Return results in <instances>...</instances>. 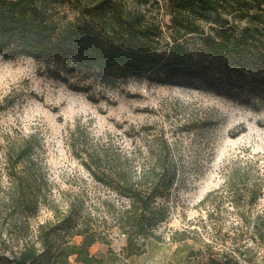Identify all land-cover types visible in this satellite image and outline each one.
Here are the masks:
<instances>
[{
	"label": "trees",
	"instance_id": "16d2710c",
	"mask_svg": "<svg viewBox=\"0 0 264 264\" xmlns=\"http://www.w3.org/2000/svg\"><path fill=\"white\" fill-rule=\"evenodd\" d=\"M123 2L0 0V52L33 56L48 75L82 91L92 86L91 79L67 76L85 65L115 77L159 67L217 70L228 76L250 44H256L264 58V0H167L169 42L162 51L149 44L163 37L160 23L148 21L143 12L127 9ZM57 5L67 6L73 14L62 25L53 16ZM244 19L249 23L231 33L233 22ZM189 32L200 37L203 53H193L186 38L182 40ZM88 96L96 99L94 92ZM145 128L149 138L142 144L125 143L111 134L97 135L88 122L77 120L69 130L68 144L102 192L95 191L92 197L79 187L66 192L62 206L52 197L41 135L22 130L0 134V171L7 175L5 181L0 178V264H71L70 255L92 264L99 259L89 254L88 247L97 240L108 242L106 232L112 228L126 235L127 255L143 250L147 238L159 239L154 228L167 218V201L182 165L173 135L163 129L152 131V124ZM125 133L131 134L130 129ZM242 164L232 163L225 184L247 182L248 189L240 196L253 204L264 197V177H249L255 161ZM41 205L52 211L53 218L34 225L31 218ZM94 219H102V227ZM247 223L264 243V213ZM75 235L82 237L80 243L71 241ZM224 258L211 260L243 264L233 256Z\"/></svg>",
	"mask_w": 264,
	"mask_h": 264
},
{
	"label": "rangeland",
	"instance_id": "374dc122",
	"mask_svg": "<svg viewBox=\"0 0 264 264\" xmlns=\"http://www.w3.org/2000/svg\"><path fill=\"white\" fill-rule=\"evenodd\" d=\"M123 3L127 9L143 12L148 21L160 23L165 30L163 37L149 44L166 49L167 0ZM53 16L62 25L73 14L67 6L57 5ZM248 23L246 19L233 22L231 33ZM184 38L193 53L204 52L195 33L189 32ZM261 57L257 45L250 44L243 59L232 64L236 67L228 76L217 70L159 67L115 77L85 65L67 76L71 80L75 74L87 75L92 86L82 91L48 75L33 56L0 52V134L22 130L41 135L52 197L62 206L66 192L81 187L94 197L95 191H101L68 144L69 130L77 120L88 122L97 135L111 134L125 143L142 144L149 138L145 125L152 124V131L163 129L177 141L182 166L167 201V218L154 228L160 238H147L143 250L127 255L123 249L126 235L112 228L106 232L108 242L97 240L88 247L89 254L99 259L92 264H213V258L232 256L243 264H264V243L247 225L255 215L264 213V197L250 204L240 196L247 191V182L238 181L232 187L225 184L233 162L244 166L247 160L255 161L249 177H264ZM91 92L95 100L89 98ZM128 129L129 135L125 133ZM2 142L0 135V159ZM6 177L0 171L3 181ZM236 193L239 198L234 197ZM52 215L41 205L31 222L35 225L52 219ZM98 215L101 218L100 212ZM100 220L93 223L102 227ZM81 239L75 235L71 241L80 243ZM69 261L85 264L76 261L75 255H70Z\"/></svg>",
	"mask_w": 264,
	"mask_h": 264
}]
</instances>
